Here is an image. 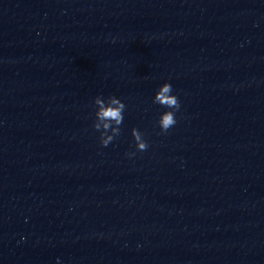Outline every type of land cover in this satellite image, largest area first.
Listing matches in <instances>:
<instances>
[{
	"label": "clouds",
	"instance_id": "obj_1",
	"mask_svg": "<svg viewBox=\"0 0 264 264\" xmlns=\"http://www.w3.org/2000/svg\"><path fill=\"white\" fill-rule=\"evenodd\" d=\"M173 87L170 83H163L156 91L153 103L168 109L162 112L157 121L162 133H167L169 129L177 123L176 112L180 110V101L176 95H173ZM95 112L93 128L99 132L100 144L107 147L116 137L120 135L121 125L124 120L126 110L125 103L116 96H96L94 98ZM135 142L136 150L139 152L147 151L149 144L144 138V134L136 128L131 130ZM129 157L135 153H128Z\"/></svg>",
	"mask_w": 264,
	"mask_h": 264
}]
</instances>
